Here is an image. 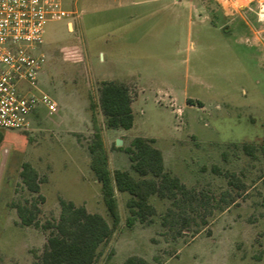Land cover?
Masks as SVG:
<instances>
[{"label":"rangeland","instance_id":"rangeland-1","mask_svg":"<svg viewBox=\"0 0 264 264\" xmlns=\"http://www.w3.org/2000/svg\"><path fill=\"white\" fill-rule=\"evenodd\" d=\"M64 10L65 20L46 27L35 91L58 112L39 105L28 131H2L0 264H30L47 244L48 233L22 226L14 208L37 197L23 185L25 163L44 180L42 223L60 217L65 199L112 226L90 166L91 102L111 171H131L125 149L133 139H154L167 170L195 193L184 208L153 197V223L130 228L129 195L117 191L121 224L99 264L135 256L149 264H264V0H64ZM103 81L138 93L131 130L106 126ZM245 143L258 148L256 159Z\"/></svg>","mask_w":264,"mask_h":264},{"label":"trees","instance_id":"trees-1","mask_svg":"<svg viewBox=\"0 0 264 264\" xmlns=\"http://www.w3.org/2000/svg\"><path fill=\"white\" fill-rule=\"evenodd\" d=\"M137 97L138 93L126 83L101 82L98 109L109 129L128 131L134 127V102ZM90 109L95 123V133L89 145L90 166L101 184L103 200L113 224L111 226L100 214L90 213L85 206H77L65 199L60 200V217L42 223L40 205L45 203V198L41 195L44 180L29 163H25L20 173L23 185L30 194L37 197L33 200L19 201L15 203L14 208L22 226L35 227L48 233L43 253L30 264H99L103 249L108 247L116 228L121 224L117 191L129 195L127 208L130 216L127 225L130 228L138 222L153 223V218L157 214L152 203L155 196L162 200H171L180 208L186 207L195 198L194 191L167 170L164 155L155 146L154 139L144 137L133 139L130 146L125 149L131 162V171L120 169L111 171L102 132L96 127L94 102H91ZM3 139L4 134L0 131V145ZM243 150L251 158H257L258 148L255 145L245 143ZM260 152L264 158V143ZM213 170L217 174H223L217 166H214ZM226 176L231 179L230 185L241 186L235 175ZM111 256L112 252L108 258ZM123 264L149 263L144 258L135 256L128 258Z\"/></svg>","mask_w":264,"mask_h":264},{"label":"built area","instance_id":"built-area-1","mask_svg":"<svg viewBox=\"0 0 264 264\" xmlns=\"http://www.w3.org/2000/svg\"><path fill=\"white\" fill-rule=\"evenodd\" d=\"M69 15L64 0H0V131H28L39 105L58 112L55 101L35 91L47 61L46 27Z\"/></svg>","mask_w":264,"mask_h":264},{"label":"water","instance_id":"water-1","mask_svg":"<svg viewBox=\"0 0 264 264\" xmlns=\"http://www.w3.org/2000/svg\"><path fill=\"white\" fill-rule=\"evenodd\" d=\"M117 147H121L123 145V142L121 140H118L116 142Z\"/></svg>","mask_w":264,"mask_h":264},{"label":"crops","instance_id":"crops-1","mask_svg":"<svg viewBox=\"0 0 264 264\" xmlns=\"http://www.w3.org/2000/svg\"><path fill=\"white\" fill-rule=\"evenodd\" d=\"M151 1H160V0H151Z\"/></svg>","mask_w":264,"mask_h":264}]
</instances>
